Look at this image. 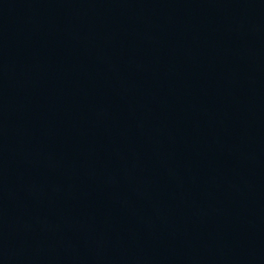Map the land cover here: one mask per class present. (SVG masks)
<instances>
[{
	"label": "water",
	"instance_id": "obj_1",
	"mask_svg": "<svg viewBox=\"0 0 264 264\" xmlns=\"http://www.w3.org/2000/svg\"><path fill=\"white\" fill-rule=\"evenodd\" d=\"M0 264H264V0H0Z\"/></svg>",
	"mask_w": 264,
	"mask_h": 264
}]
</instances>
